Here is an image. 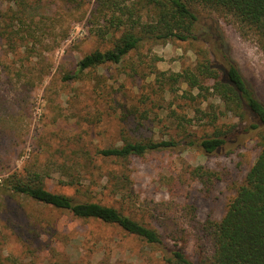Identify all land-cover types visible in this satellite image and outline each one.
<instances>
[{"label":"rangeland","instance_id":"1","mask_svg":"<svg viewBox=\"0 0 264 264\" xmlns=\"http://www.w3.org/2000/svg\"><path fill=\"white\" fill-rule=\"evenodd\" d=\"M95 7L96 0H0V127L7 130L0 184L16 170L41 171L48 190L113 206L170 247V235L183 237L188 257L200 264L213 252L209 222L223 218L261 147L258 134L212 154L186 146L188 136L247 124L224 109L212 79L201 76L200 91L170 77L198 74L205 54L219 63L228 55L264 103V53L233 17L196 6L200 40L147 42L119 64L65 81L82 57L112 48L120 35L102 32ZM168 139L183 149L127 161L97 153L126 140ZM197 167L211 176H196ZM114 173H125L128 183L116 187ZM157 258L114 224L78 219L0 187V264H157Z\"/></svg>","mask_w":264,"mask_h":264},{"label":"trees","instance_id":"2","mask_svg":"<svg viewBox=\"0 0 264 264\" xmlns=\"http://www.w3.org/2000/svg\"><path fill=\"white\" fill-rule=\"evenodd\" d=\"M196 6L224 12L233 17L240 34L253 36L264 53V0H96L94 15L105 23L102 32L107 34L114 30L119 31L120 35L115 39L112 48L105 51L95 50L82 57L75 69L67 73L63 80L78 79L86 70L106 63L119 64L132 51L143 47L147 42L155 44L170 40H200L198 33L201 17ZM223 59L224 63H219L205 54V61L199 65L198 74L186 70L173 73L170 77L173 82L182 79L190 87L200 91L205 88L201 76L212 79L213 89L223 102L224 109L232 112L241 124H247L245 127L234 125L226 130L219 128L211 135L196 139L188 136L186 146L212 154L230 148V143H237L239 146L241 138L245 140L258 134L261 147L223 218L209 222L213 252L200 264H264V103L259 100L229 56L223 55ZM6 131L0 127V141L6 136ZM180 149L183 147L174 139L126 140L120 146L99 149L97 153L102 157L127 161L150 152ZM194 174L199 177L211 176L202 167L195 168ZM112 177L116 187H123L129 180L125 173H114ZM45 178L46 175L41 171L16 170L3 180L0 187L12 196L31 199L44 206L68 212L78 219H95L114 224L138 237L159 254L157 264H196L185 251L183 237L170 235L175 240L170 247L155 229L125 215L113 206L78 200L48 190ZM172 232L175 233L173 230ZM147 258L152 260L151 256ZM92 264L116 263L102 260Z\"/></svg>","mask_w":264,"mask_h":264}]
</instances>
